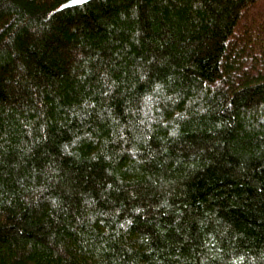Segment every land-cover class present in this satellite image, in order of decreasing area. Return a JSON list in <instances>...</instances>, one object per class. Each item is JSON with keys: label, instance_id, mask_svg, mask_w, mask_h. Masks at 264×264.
I'll use <instances>...</instances> for the list:
<instances>
[{"label": "trees", "instance_id": "1", "mask_svg": "<svg viewBox=\"0 0 264 264\" xmlns=\"http://www.w3.org/2000/svg\"><path fill=\"white\" fill-rule=\"evenodd\" d=\"M0 0V264H264V0Z\"/></svg>", "mask_w": 264, "mask_h": 264}, {"label": "water", "instance_id": "2", "mask_svg": "<svg viewBox=\"0 0 264 264\" xmlns=\"http://www.w3.org/2000/svg\"><path fill=\"white\" fill-rule=\"evenodd\" d=\"M89 1H92V0H84L83 3H80V0H69L67 2H65L61 7L60 9H66V8H70V7H74V6H78V5H82L84 3H87Z\"/></svg>", "mask_w": 264, "mask_h": 264}, {"label": "snow or ice", "instance_id": "3", "mask_svg": "<svg viewBox=\"0 0 264 264\" xmlns=\"http://www.w3.org/2000/svg\"><path fill=\"white\" fill-rule=\"evenodd\" d=\"M84 2V0H80V3H83Z\"/></svg>", "mask_w": 264, "mask_h": 264}]
</instances>
